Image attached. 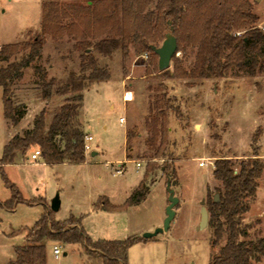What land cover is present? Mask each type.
Listing matches in <instances>:
<instances>
[{
	"label": "rangeland",
	"instance_id": "obj_1",
	"mask_svg": "<svg viewBox=\"0 0 264 264\" xmlns=\"http://www.w3.org/2000/svg\"><path fill=\"white\" fill-rule=\"evenodd\" d=\"M46 1L90 4V0H0V46L28 41L35 35L44 38L40 54L21 70L10 88L14 105L25 107L17 126L3 117L0 87V157L11 131L23 135L32 127V117L43 103L49 124L53 111L66 97L53 94L38 98L37 67L44 69L48 78H56L57 84L65 82L70 71L79 72L82 50L73 49L75 40L67 35L55 40L41 31L42 4ZM249 2L258 17L256 26L264 31V0ZM70 20L64 17L62 22ZM195 51L190 46L177 51L181 70L192 67ZM93 54L99 67L108 70L109 79L94 82L83 93L75 124L81 126L84 141L86 134L92 136L87 141L90 149L85 151V160L48 165L41 155L31 158L32 150L39 148L32 145L25 152L18 151L11 163L2 165L19 193L16 195L0 174V264L13 260L15 247L24 243L26 230L47 212L58 221L70 216L79 219L94 241L142 237L162 226L169 189L174 190L178 201L168 230L130 246L128 264H208L226 237L223 234L215 243L209 212L206 224L199 227L207 197H219L223 190L212 175L213 163L217 158H228L238 172L240 161L255 157L254 153L262 169L256 178L255 194L243 199L247 209L242 215L246 229L242 239L264 238V71L256 69L249 75L233 69L222 78L177 77L180 69H176L172 56L167 70L176 75L167 78L160 74L157 54L140 51L133 44L124 52L116 49L111 56ZM4 64L0 61V66ZM124 90L133 92L132 100H123ZM160 109L165 112L167 128L165 153L164 158L153 161L144 122L149 115L161 119ZM91 151L98 154L92 156ZM137 161L141 167H136ZM165 161L170 165L166 170ZM148 162L156 165L151 168ZM118 164L123 169L120 174L115 173ZM141 174H146L148 191L139 203L127 204ZM14 195L24 200L17 201ZM55 197L59 207L54 211L51 202ZM101 205L109 208L102 209ZM54 245L61 248L58 257L53 254ZM86 257L78 243L47 241L46 264H86ZM254 263L264 264V257Z\"/></svg>",
	"mask_w": 264,
	"mask_h": 264
},
{
	"label": "trees",
	"instance_id": "obj_2",
	"mask_svg": "<svg viewBox=\"0 0 264 264\" xmlns=\"http://www.w3.org/2000/svg\"><path fill=\"white\" fill-rule=\"evenodd\" d=\"M41 14L43 34L55 40L67 35L75 40L73 49L82 51L79 72L70 71L65 82L57 84L56 78H48L46 71L37 67L38 98L47 99L53 94L66 97L53 111L49 124L43 108L34 115L31 128L23 135H13L3 147L0 174L16 195L19 191L6 177L2 165L11 163L18 151L25 152L32 145H38L48 165L85 160L84 132L75 124L82 93L94 82L109 79L108 70L99 67L94 51L111 56L116 49L124 52L133 44L140 51L154 52L151 46L157 47L156 42L171 32L177 40L173 55L177 70L180 69L175 57L177 51L188 46L196 49L192 67L188 71L180 69L177 77L222 78L233 69L249 75L256 69L264 71V31L256 26L258 17L252 12L249 0H90L89 5L46 1ZM64 17L71 20L63 23ZM43 40V36L35 35L28 41L0 46V61L5 63L0 66L3 115L13 125L24 116L25 107L20 109L14 105L11 85L21 76V70L40 54ZM160 74L167 78L176 75L175 72L170 75L167 69ZM159 111L161 119L149 115L144 122L146 144L153 150V161L164 158L165 153V112ZM126 136L129 138L130 133ZM253 155L255 157L240 161L238 172L228 158H217L213 163L212 175L221 182L223 190L218 201L208 196L205 206L210 213L215 243L223 234L226 237L218 254L208 264H255L264 257V238L242 239L246 234L242 215L247 209L243 199L255 194L256 178L262 169L258 154ZM165 162L164 170L170 166ZM150 165L153 168L156 164L148 162L147 166ZM145 177L146 174L128 197L127 204H137L145 197L148 191ZM16 195L17 201L24 200ZM100 208L109 207L101 205ZM147 239L126 237L94 241L80 226L79 219L70 216L58 221L47 212L26 230L24 243L15 247V258L7 264H46V244L52 240L80 244L87 255L86 264H128L129 247Z\"/></svg>",
	"mask_w": 264,
	"mask_h": 264
},
{
	"label": "water",
	"instance_id": "obj_3",
	"mask_svg": "<svg viewBox=\"0 0 264 264\" xmlns=\"http://www.w3.org/2000/svg\"><path fill=\"white\" fill-rule=\"evenodd\" d=\"M151 48L154 50V52L158 56V63H157L158 69L162 71L169 67L171 58L173 54L176 52L177 41H176L175 36L171 32H168L166 33L165 38L162 41L160 46H157V47L151 46ZM94 153L95 152H92V155H94ZM175 183L176 181H173L172 185H174ZM214 198L216 201L219 200L218 196H215ZM168 200H169V203L166 206V211H165L166 216L164 218L162 226L155 228V230L152 232L143 233L142 237L152 238L156 236L157 234L168 230L170 223L175 215L174 205L178 201V198L174 195L173 189H169ZM201 203L203 204L204 200H202ZM58 207H59V200L57 197H55L51 202V209L55 211L58 209ZM207 217H208V211H207L206 206L203 205L201 208V218H200L199 227H202L206 224Z\"/></svg>",
	"mask_w": 264,
	"mask_h": 264
},
{
	"label": "built area",
	"instance_id": "obj_4",
	"mask_svg": "<svg viewBox=\"0 0 264 264\" xmlns=\"http://www.w3.org/2000/svg\"><path fill=\"white\" fill-rule=\"evenodd\" d=\"M122 98H123L124 101H130V100H132V98H133L132 91L125 90L123 92ZM123 121H124V119L123 118H120V122H123ZM91 140H92V136L90 134H86L85 135V141H84V151L90 149V145L88 144L87 141H91ZM40 155H41L40 148H36V149H34L33 153H31L30 156H31L32 159H35L36 157H38ZM136 165L139 166L140 165V162L137 161L136 162ZM121 172H122L121 167H118L115 170V173H117V174H120ZM52 251H53V254L57 257L61 253V248L58 245H54L53 248H52Z\"/></svg>",
	"mask_w": 264,
	"mask_h": 264
},
{
	"label": "crops",
	"instance_id": "obj_5",
	"mask_svg": "<svg viewBox=\"0 0 264 264\" xmlns=\"http://www.w3.org/2000/svg\"><path fill=\"white\" fill-rule=\"evenodd\" d=\"M88 89H89V88H88ZM88 89H86V90H88ZM124 91H125V90H124ZM84 92H85V90L83 91V93H84ZM83 93H82V94H83ZM132 93H133V92H132ZM122 95H123V94H122ZM82 98H83V97H82ZM53 99H56V97H53ZM1 101H2V96H1ZM39 101H41V100L39 99ZM43 101H44V100H43ZM81 102H82V101H81ZM41 103H42V101H41ZM61 104H62V103H61ZM43 106H44V103L42 104V106H40L39 110H41ZM80 108H81V106H80ZM80 108H79V110H80ZM3 117H4V116H3ZM33 117H34V116H33ZM33 117H32V122H33ZM4 119H7V118L4 117ZM7 120H8V119H7ZM20 120H21V119H20ZM6 122H7V121H6ZM19 122H20V121H19ZM19 122H18V123H19ZM11 125H12V124H11ZM13 126H15V125H13ZM13 126H12V127H13ZM16 126H17V124H16ZM15 134H16V133H15ZM15 134H14V133L12 134V131H11L9 138H8L7 141L3 144V147L9 142V140H10V139L12 138V136L15 135ZM33 151H34V149L32 150V153H33ZM92 152H95L94 155H95V154H98L97 151H91V155H92ZM92 156H93V155H92ZM35 159H37V157H36ZM131 160H132V159H131ZM43 163H44V161H43ZM135 164H136V163H135ZM118 166L120 167L121 164H118ZM136 167H137V168H138V167H141V163H140L139 166L136 165ZM122 171H123V169H122ZM121 173H122V172H121ZM142 177H143V175L141 174V175H140V180H139V182L142 180ZM171 222H172V221H171ZM170 224H171V223H170ZM57 257H58V256H57ZM14 258H15V257H14ZM14 258H13V259H14ZM10 260H12V259H10Z\"/></svg>",
	"mask_w": 264,
	"mask_h": 264
}]
</instances>
